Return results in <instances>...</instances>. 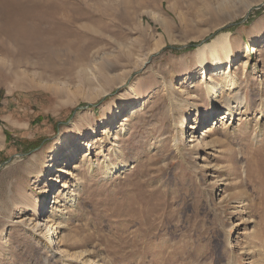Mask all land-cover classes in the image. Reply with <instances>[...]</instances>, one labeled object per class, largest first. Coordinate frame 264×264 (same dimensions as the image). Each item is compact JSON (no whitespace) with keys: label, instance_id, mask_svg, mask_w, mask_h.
<instances>
[{"label":"rangeland","instance_id":"obj_1","mask_svg":"<svg viewBox=\"0 0 264 264\" xmlns=\"http://www.w3.org/2000/svg\"><path fill=\"white\" fill-rule=\"evenodd\" d=\"M44 1L63 8L60 15L84 16L74 26L96 42L98 64L91 56L84 61L96 75L102 65L114 66L104 73L105 85L74 74L43 78L65 82L70 95L21 82L39 72L28 55L15 57L21 65L16 83L0 78V264H264V156L249 155L264 153V0H230L225 13L211 19L185 15L192 23L186 29L165 1L122 0L126 9L121 0ZM156 11L171 22L170 37L153 21ZM218 24L220 30L197 38ZM227 31L238 52L233 71L250 99L247 112L231 124L218 122L205 137L213 144L193 151L189 123L223 112L213 110L204 92L194 51ZM4 39L0 34V44ZM156 43L160 50L146 67L134 68L135 58ZM1 60L12 62L0 50ZM172 62L183 64L175 70ZM176 104L184 106L181 112ZM140 106L127 125L110 131L115 117ZM100 125L106 131L92 140L107 142L103 152L90 148V161L68 180L73 193L53 205L57 188L45 179L63 156L61 136L72 142ZM42 199L76 242H63V257H54L57 245L46 246L34 232L35 204ZM70 256L75 260L67 261Z\"/></svg>","mask_w":264,"mask_h":264},{"label":"bare ground","instance_id":"obj_2","mask_svg":"<svg viewBox=\"0 0 264 264\" xmlns=\"http://www.w3.org/2000/svg\"><path fill=\"white\" fill-rule=\"evenodd\" d=\"M163 1L167 3V9L171 13L178 15L177 19L183 29H186L192 24L185 23V15H191L193 19L198 17L211 19L218 16L220 13H225L227 7L231 4L230 0H156V2L159 3H163ZM183 2H186L185 6L182 4ZM121 3V8L126 9L129 2L121 0ZM198 4H200L199 8H197ZM55 7L56 6L51 5L49 1L44 0H0V34L5 37L3 43H1L4 47L1 46L0 50L4 51L5 58L10 57L12 59L10 63L1 60V79L16 83L18 73L15 68L21 65H19V60H15V57H22L25 55L37 61V64H34V69L37 71L39 70V72L24 74L21 82L24 81L30 89L43 90L52 96L70 94L67 93L69 92L68 89H65V91L63 90L65 82L60 83L54 79V84H57V87H55L54 84L44 83L43 78L48 81L49 76L55 78L57 76L66 77L70 74H74L80 78L78 80L84 82L88 79L90 83H93L97 82L99 79L101 81L104 80L105 71H112L114 65L110 64L107 68L102 65L98 75L92 70L91 64H98L100 60L99 56L96 53L93 54L92 51L95 48L96 42L90 41L89 36L85 32H79L74 26V22L80 21L84 16L77 18L74 15H66L65 13L64 15H62V13L61 16L60 13L61 11L64 12V9H58V11ZM182 9H184V12L180 13ZM193 12H197L198 14L193 16ZM155 14L157 15H151L153 21L170 37L174 30L171 22L166 17L159 14L158 11H156ZM84 28L89 29L85 25L83 29ZM220 29L221 27L219 24L215 25L207 32L201 33L197 38H203L212 30ZM86 39L89 40L85 43ZM251 43H253V46L256 44L255 40ZM155 46L157 47L148 50L144 56H137L135 58L134 68L144 69V67H146L151 55L160 50L158 43H156ZM89 52H91V55ZM237 54L238 52L232 43V34L229 31L219 32L208 42L199 44L194 51V58L199 67L197 73L198 76H200V83L202 84L204 92H207V96L214 107L213 110L216 111V113L219 112V110L223 112L220 116H213V113L207 116V118L205 117L206 119H201L198 115L193 118V123H189L188 143L192 144L191 147L193 151H199L200 147L208 149L213 143L211 144L205 141V137L213 133L218 122L224 121L231 124L238 116L243 114L244 109L247 107H245V105L250 101L247 92H243L242 88L239 87L240 83L238 82L237 75H235L233 71L238 61ZM89 56L92 57L89 61L92 63H84L85 59L89 58ZM127 58H129V56ZM177 63L179 62H172V66H176L175 70L180 69L183 64ZM246 63L247 62L244 63L245 66L247 65ZM71 68H75V70ZM36 80H38V82ZM105 84L106 80L102 82V85ZM20 85H22V83ZM128 90V94L134 95L135 91L133 88H129ZM181 92L186 93L187 91L184 92L181 89L180 93ZM198 98L201 99L202 97ZM141 107L142 106L132 109L120 118L115 117L110 131L117 128L121 130L123 126L127 125V123L134 118V115L139 111L138 109L142 110ZM182 107H184L182 104L175 105L178 112L182 111ZM124 112H126V110ZM119 114L120 111L117 115L119 116ZM191 120L192 119H190V122ZM208 124L211 128H209L207 134H203L206 127L203 130H201V127L204 125L208 126ZM104 127L105 126L100 125L98 129V126H93L89 134L86 136L79 134L72 142L64 136H61V143H63V156L60 160L61 162L59 161L57 167H51L54 171L52 175L45 179L46 184L53 189H58H56L57 192L55 193L53 205L59 204L60 197L64 192H67V194L73 193V191H70L73 183L69 185L70 182L68 180L73 177L74 171L81 170L85 166V163L90 161L88 158L90 148L94 146V148L103 152L107 142H105V140L101 142L100 140L92 139L97 138V131ZM103 130L105 132L106 128ZM244 136L246 137L245 134ZM199 137H201L202 140H199ZM117 140L118 137L116 132L112 141L115 142ZM75 143H77V145H75ZM250 154L253 158L258 157V159L264 156V153H260V149L249 151V155ZM252 169L253 168L250 170ZM45 188L46 187H43L41 189L44 193L46 192ZM44 205V199L39 202L37 201L35 204L37 211L34 214L38 217V221L34 219L35 223L32 222L34 224V232L41 239L44 238L47 240L46 246L51 247L52 245H57L56 250L51 252L54 257H63V251L60 250L63 246V242L69 241V246L75 245L76 242L71 238H67V235L64 234L65 224L61 225L60 222L55 221L53 211H47V207H44ZM57 211H59V209ZM67 259V261L71 262L75 260L73 257Z\"/></svg>","mask_w":264,"mask_h":264}]
</instances>
